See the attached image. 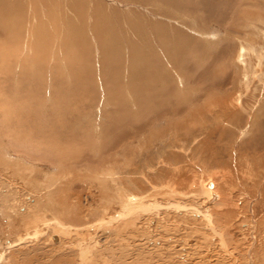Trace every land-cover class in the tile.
<instances>
[{"label":"rangeland","instance_id":"obj_1","mask_svg":"<svg viewBox=\"0 0 264 264\" xmlns=\"http://www.w3.org/2000/svg\"><path fill=\"white\" fill-rule=\"evenodd\" d=\"M40 1L0 0L21 17L0 33V264H264V0L152 3L172 59L140 40L107 69ZM128 81L156 93L140 117L105 98Z\"/></svg>","mask_w":264,"mask_h":264},{"label":"bare ground","instance_id":"obj_2","mask_svg":"<svg viewBox=\"0 0 264 264\" xmlns=\"http://www.w3.org/2000/svg\"><path fill=\"white\" fill-rule=\"evenodd\" d=\"M49 1L50 0H41L40 4L41 3H43V4L48 3V4L54 5L53 11L46 15V18L48 19V21H52V22H48V21H46L45 23L41 22V26L45 28V27H48V25L49 26L52 25L51 27L54 28L55 31H56L55 28L58 29V27H59V29L62 30V34H64L63 35L64 42H63V38H62L61 46L63 49L65 48L64 50L67 53L70 52V48H71V53L81 55L80 57L85 58V57L89 56L92 48L95 49L96 53H99V55H101V57L103 58L102 66L105 69H107L106 68L107 64L104 63V59L109 60V61L113 60V59L110 60V58H113L112 56H114L116 54L119 55L121 52V49L123 52L125 51V54H126L125 57H127L128 54L131 55L132 53H135V54L142 53L143 55L144 54L148 55V54H146L148 51L147 47H142V46L137 44V43L141 42L140 40H142V42H143V40H147V42L150 41V43L152 41L156 50H159L165 46L164 47L165 53H167L168 56H170V54H169V47L170 46L168 43L169 41L166 40L167 39L166 31L163 29V26L166 25V23H164V22L170 21V19L161 18V21H162L161 23L156 22V21L154 22L153 20L157 19L159 17V15H161L163 17H168V16L164 13H157V14L154 13L153 9H152L154 7H151L152 3L153 4L158 3L156 5L160 4V5L165 6V7H171V8L176 7L179 9L181 8L183 10H184V7H189V6L191 7L192 6L194 8H197V6H198V3H196L197 1H195V0H107V1H110L113 3L111 5L108 4L109 6L103 5L99 0H96V1H94V0H90V1L89 0H51L50 2ZM43 6H45V5H43ZM122 7L128 11L126 13L127 17L130 14L129 18L133 17V16L135 17V15L137 14L136 8L142 9L146 14L142 13L141 16H138V18H136V20L139 22V25L135 24V23H137V21L135 20L136 22L135 23L133 22L136 25L135 26L132 22H127V20L125 18H123L126 16H123V14L119 15V11H120L119 9H122ZM146 7H151L150 8L151 13L148 12L149 8H146ZM42 10L44 11L45 9L42 8ZM50 10H51V8H50ZM154 11H155V9H154ZM19 12H21L20 9H19ZM19 15L20 14H18V8L17 7L13 8L12 5L11 6L6 5V6H3L0 8V33H1V36L6 37V35H8V33L5 32L6 26L10 27L11 25L18 23L20 21L19 18H21V17ZM237 15H239V14H237ZM57 19L60 22H58ZM42 20H44V18ZM119 20L121 21L120 24L124 23L123 24L124 27L121 29V31H118V29H117ZM149 21H152V22H149ZM59 23L61 25H59ZM86 23H87V25H86ZM143 24L145 25V27H149V26L151 28L154 27L153 34L151 33V31H149L151 28L149 27L148 28L149 30L145 29ZM2 30H4V31H2ZM122 31H123V33H122ZM42 32H43V30H42ZM39 33H41V32L39 31ZM124 33L125 34L128 33V34L125 35ZM41 35H44V34H41ZM128 37L130 39L127 41ZM122 38H123V40H122ZM46 39H48V37L45 38V41H46ZM187 40H188L187 42L190 41L189 39H187ZM43 43H44V41H43ZM91 43H92V45H90ZM143 44L146 45L148 43H143ZM67 45H69V48H66ZM39 46H40V44H39ZM159 46H160V48H159ZM150 51H152V49H150ZM170 51H172V49H170ZM160 52H162L163 55H165L163 49H161ZM172 53H174V52H172ZM172 55L170 56L171 57L170 60L172 59ZM176 55H177V53H176ZM108 56H110V57L108 58ZM132 57H134V54H132L130 56V58H132ZM130 58H128V59H130ZM168 59H169V57H168ZM131 61H134V60H131ZM132 66H133V64L132 65L128 64L129 70L132 69ZM115 67L118 68L117 70L120 69L119 65L115 64ZM123 67H124V65L121 68H123ZM147 72H149V71H147ZM112 83H113V81H112ZM129 83H131V84H128L129 86L123 90L120 88H117L115 90H113L114 88H112L113 91H111L110 89L105 90V98L107 100L109 98V100H110L111 97L114 98L113 97V95H114L115 99L117 98L118 100H120L123 103L122 105L120 103L119 106L123 107V105H124V107H125V109H127V111H129V112L132 111V108H130V106L136 108V113L133 114V117L135 115H136V117L138 115L141 116L143 114V111L147 108V104H148L147 100L150 99L151 97H153L156 93L153 91L147 90L146 87L145 88L144 87H137L136 85L132 86V81ZM113 84H115V83H113ZM106 88H108V87L106 86ZM113 92L115 94H113ZM124 93L128 94V96L132 99L130 102L128 101L129 103L126 102L127 100H126V97L124 96ZM109 94H111V95L113 94V95L111 96ZM158 94L161 95V92L159 91ZM106 99H104V100L107 101ZM115 99H114V102H116ZM112 100H110V101H112ZM121 107H119V108H121ZM121 110H123V109H121ZM115 113H113V114H115ZM147 113H149V112H147ZM117 115H118V112H117ZM123 115H124V113H123ZM126 116H127V114H126ZM140 116H138V117H140ZM116 117H118V116H116ZM120 118H121V121L120 120L119 121L121 123H122V121H125V120H123V117H120ZM132 118H130V119H132ZM136 119H135V121H136ZM133 120H134V118H133ZM133 120H131V121H133ZM137 120H140V119H137ZM201 184H202V190H204L205 194L207 195V199L205 200L206 202L203 204V206H204V208H208V207L214 205L220 199L219 194L217 193L218 185H217L216 180L214 178H213V182H212L211 178H208V179H205L204 181H202Z\"/></svg>","mask_w":264,"mask_h":264}]
</instances>
